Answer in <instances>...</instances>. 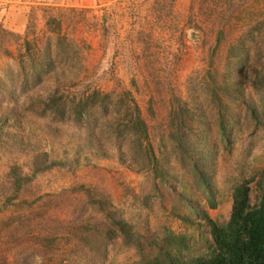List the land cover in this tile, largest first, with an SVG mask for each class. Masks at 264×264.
Segmentation results:
<instances>
[{"label":"rangeland","instance_id":"374dc122","mask_svg":"<svg viewBox=\"0 0 264 264\" xmlns=\"http://www.w3.org/2000/svg\"><path fill=\"white\" fill-rule=\"evenodd\" d=\"M26 5V10L14 11L16 16L11 11V25L0 22V264H98L91 250L85 261L75 251L82 246L76 239L82 226L98 217L88 206L85 189L110 200L125 220H134L142 209L150 224L159 222L175 234L196 230L170 214L167 194L149 198L147 207L138 205L139 197L152 191L151 177L149 171L137 170V163L120 161L132 149L129 153L125 144L96 134L95 140H87L72 121L53 123L51 115H42L40 99L56 90L68 97L91 89L113 95L129 91L148 126L154 154L184 179L185 168L167 153L169 106L177 96L200 107L210 136L202 143L209 153L211 183L218 190L216 206L211 208L190 180L179 189L191 186L186 198L224 221L230 185L258 177L264 167V99L253 84L254 74L264 66V0H53ZM52 19L59 22L51 23L53 29L48 26ZM25 34L34 40L35 55L54 59L39 80L28 74L26 60H20ZM241 40L247 54L235 56L233 47ZM229 72L238 98L222 94L233 120L224 139L209 87ZM248 104L260 111L259 119L252 117ZM44 152L64 164L34 174L14 192L11 167L31 175L35 159ZM179 211L194 219L186 207ZM91 213L92 222L87 220ZM118 249H110L109 256L124 252ZM124 254L119 264L127 261ZM111 256L115 263L118 257Z\"/></svg>","mask_w":264,"mask_h":264},{"label":"trees","instance_id":"16d2710c","mask_svg":"<svg viewBox=\"0 0 264 264\" xmlns=\"http://www.w3.org/2000/svg\"><path fill=\"white\" fill-rule=\"evenodd\" d=\"M52 20L48 21L51 29V23L57 19ZM57 24L59 25L58 21L55 25L58 26ZM32 41L34 40L27 34L23 35L18 51L20 60L23 62L24 59L29 64L28 74L39 80L40 73L51 70L54 59L52 55H44V58L42 55H35ZM233 48L235 56L242 55L241 51L247 54L242 40ZM231 81L229 72L224 77L221 75L220 79H215L209 87L211 103L217 109L218 132L224 139H228L233 120L224 105L222 94L229 100L238 98L235 94L237 88L235 84H232L234 88L230 86ZM253 84L256 92L264 99V66L254 74ZM40 103L42 115H51L53 123L72 121L83 128V135L87 140H95L93 138L96 134L97 138L107 137L108 141L114 139L119 146L125 144L129 153L132 149L130 154L126 151L129 156H122L120 161L129 159L132 164L137 163L136 169L149 171L151 177L152 191H148L139 199L137 197L138 205L147 207L152 204V200L148 201L149 198L167 194L171 205L170 214L196 226L194 233L197 235L175 234L168 226L159 222L150 224L151 219L147 215L143 216L142 209L137 210L134 220H125L121 216V210L113 206L110 200L93 197L89 190L85 189L88 206L95 208V216L97 214L98 217L92 222V213L88 214L87 220L91 221L92 225L86 221L82 231L76 236L82 244L80 250L75 248L81 259L85 261L84 256L91 250L95 254L92 257L99 261L98 264H119L124 252L128 258L122 264H264V167L258 177H243L230 185V206L224 221L212 218L196 200L186 198L184 193L191 186L186 185L182 188L183 192L179 189V186L186 182L184 180H190L194 189L205 195L209 206H216L215 195L218 190L211 183L207 165L209 153L206 154V145L202 143L210 136H207L208 131L205 130L206 124L203 113L199 111L200 107L196 108L188 99L177 96L172 98L169 106L167 153L185 168L190 179H184L182 175L179 177L171 172L163 159L154 154L148 126L129 91L124 90L113 95L91 89L68 97L56 90L41 98ZM248 106L252 117L259 119L260 111L249 104ZM149 110L152 112L151 104ZM2 116L6 118L8 115L5 113ZM41 157L35 159L37 163L34 164L31 175L23 173L17 165L11 167V187L14 192H17L22 184L30 182L34 174L64 164V161L49 159L46 152ZM254 188L257 189L256 195L253 194ZM82 206L86 209L83 202ZM184 207L194 215V219L181 215L179 210ZM116 245L124 252L121 255L119 251L114 252L112 256L116 254L118 259L112 263L109 253Z\"/></svg>","mask_w":264,"mask_h":264},{"label":"crops","instance_id":"0c3cea01","mask_svg":"<svg viewBox=\"0 0 264 264\" xmlns=\"http://www.w3.org/2000/svg\"><path fill=\"white\" fill-rule=\"evenodd\" d=\"M45 1V2H43ZM53 0H0V22L1 24L4 25H11L12 23V17L11 16H16V13L18 14V11H23L26 10L28 7L26 4L27 3H46L50 2ZM56 2L61 1V0H54ZM64 1V0H62ZM70 1V0H67ZM82 2V0H81ZM81 4V3H80ZM83 4V3H82ZM16 10V13L14 12ZM11 11H13V14L10 16ZM19 16V15H18Z\"/></svg>","mask_w":264,"mask_h":264}]
</instances>
